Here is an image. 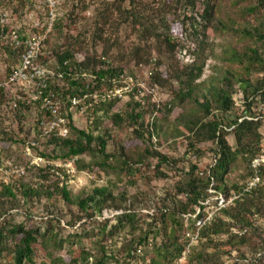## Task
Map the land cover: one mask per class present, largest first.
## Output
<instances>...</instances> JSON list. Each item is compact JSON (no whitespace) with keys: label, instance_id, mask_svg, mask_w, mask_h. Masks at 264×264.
<instances>
[{"label":"rangeland","instance_id":"374dc122","mask_svg":"<svg viewBox=\"0 0 264 264\" xmlns=\"http://www.w3.org/2000/svg\"><path fill=\"white\" fill-rule=\"evenodd\" d=\"M214 1L218 3L216 16L206 24L200 36L202 39L197 40L186 18L192 13L188 0H0V8L15 16L17 21L14 25L34 33L42 30H32L31 15L40 21V27L49 20L51 13L56 15L54 29L45 44L53 60L56 53L67 49L74 57L72 61L90 59L89 64L97 68L103 65L102 61H106L111 66L123 69L122 74L113 80L112 87L101 83V88L94 90L96 97H84L83 101L91 104L84 112L80 107L70 108L66 100L61 102L63 109L70 114L72 125L95 137L94 148H98L96 137L102 136L108 140L107 153L110 157L105 167L100 164L103 156L98 150L68 158L64 156L66 150L62 146L48 140L33 150L35 154L45 155V159L31 163L24 158L26 143L7 134L2 127H12L33 118V111L27 107L26 115L11 113L2 121L0 226L24 223L38 227L42 234L48 231L35 244L34 262L25 261L23 264H74L77 260L82 261L86 252L93 254L94 263L107 253L115 257L110 261L114 264H151L154 246L165 239V231H172V223L168 219L165 223L160 221L161 214L166 212L170 215L185 199L179 189L191 176L206 175L216 162L218 147L215 141L204 140L201 134L188 130L184 120L202 116L213 119V115L217 116L228 130L229 143L236 148L233 121L239 117H253L260 123L261 135L253 143V148H259V155L262 153L264 100L258 94L250 93L246 98L240 91L234 95L235 103L231 110L222 112L214 106L212 114L208 116L199 104L190 98L178 96L181 92L187 93L189 86L182 90L184 84L174 78L175 70L178 64L189 63L194 58L185 51L177 55V49L172 50L168 46L167 36L172 37L175 43H185L191 51L195 50L197 64L203 68L192 82V95L193 98L198 97L200 102L204 97L212 99L209 89L213 84L218 85V78L229 64L223 56L230 46L244 50L252 44L264 56L263 38H240L234 32L226 34L217 28L219 18L225 19L226 27H233V30L262 25L263 8H258L253 14L244 11L250 5H257L260 0ZM198 41H202L201 47ZM16 57L14 51L0 47V80L16 63ZM50 66L53 69L57 67L54 61ZM233 67L243 71L238 64ZM90 68L92 66L89 65L88 70L78 74H82L85 82L94 87L97 82ZM155 69L164 80L157 82V78L151 75ZM258 77L261 75L256 72L250 76L253 82ZM67 85H70L68 78L64 81L51 79L54 92L64 93L68 90ZM237 87L241 90L240 83ZM115 97L117 101L111 105L110 101ZM0 100H4V97L0 96ZM136 103H140L143 115V119L137 123L127 116L138 107ZM116 115L121 119L114 120ZM153 127L155 133L152 132ZM147 130L153 133L152 138L147 136ZM75 135L71 133L72 138ZM147 147L164 153L175 163H159L156 157L145 154ZM121 156L130 161L132 171L122 166ZM250 163L246 156H239L224 177L223 187L226 189L210 188L202 210L197 207L195 214H183L184 224H176L175 235L186 243V250L182 257L171 264H189L192 249L196 252L203 249L215 252L212 262L202 264H258L254 255L261 258L260 264H264L262 245L258 246L254 255L240 254L226 245L227 234L215 236L216 242L211 244L206 239L198 238V231L193 234L188 220L192 216L196 219V226H199L201 218H196L198 212L203 213L202 221L205 222L219 213L221 208L235 206L234 201L241 196L240 191L255 182L252 179L253 162L252 166ZM193 165L198 169L190 174ZM20 166L25 167L22 174L17 170ZM6 185L14 188L15 197L5 192ZM65 185L72 201L86 197L95 187H107L117 199L102 212L93 211L90 214L76 202L63 198L60 188ZM24 187L32 191L29 196H25L20 189ZM116 205L120 207L116 208ZM125 211L138 214L134 227L127 224L112 235L109 234L111 228L103 233L105 222L109 221V226L114 225L115 216ZM255 224L260 227L263 240L251 232L248 245L264 242V216L257 215ZM146 232V242L134 253L135 256H131L129 250L132 243L136 245L139 237H144ZM18 242V238L10 235L5 238L0 247V264H16L14 252ZM199 262L196 258L192 264Z\"/></svg>","mask_w":264,"mask_h":264},{"label":"trees","instance_id":"16d2710c","mask_svg":"<svg viewBox=\"0 0 264 264\" xmlns=\"http://www.w3.org/2000/svg\"><path fill=\"white\" fill-rule=\"evenodd\" d=\"M192 13L187 15V22L189 27L193 30V35L197 40L202 39L200 37L202 31L206 29V24L209 23L216 16V9L218 8V3L214 0H188ZM260 2V3H259ZM257 5H250L244 11H247L251 14L256 13L258 8L264 9V0H260ZM262 25L257 27L247 26L242 29L233 30V27L227 28L225 19L219 18L217 23V28L224 31L226 34L231 32L236 33L241 37H249L255 39L256 37L264 39V11L262 14ZM166 42L172 50L177 49V55L180 52H190L189 54L193 56V60H190L189 63L179 65L175 70L174 78L178 81H181L183 89L187 86V93L181 92L178 94L182 99L190 98L193 102L200 105V107L205 112L206 116L212 114V108L215 106L217 110L222 112H227L234 107V95L242 91L243 95L248 98L251 94H258L262 100H264V56L260 53L258 47L248 45L244 50H239L235 46H230L226 51L223 58L226 60L228 66L224 68L221 76L218 78V85H212L209 89L210 98L204 97L203 101L200 102L198 97L193 98L192 92V82L193 80L202 73V65L197 64L198 57L195 54V50L191 51L189 46L182 43H175L173 38L170 36L166 37ZM202 41H198V46L201 47ZM179 46V47H178ZM178 47V48H177ZM56 63L60 65L61 69L64 70L67 74H77L79 75L78 79H70L69 75H66V78L69 80V88L67 92L72 94H85L99 90L101 88V83H107L109 87H112L113 80L117 79L120 74H122L123 69L121 67H114L109 65L106 61H102L101 67H96V65L89 64L90 59L83 61H72L74 59L72 53L69 50H64L60 53H56ZM68 60V63L65 64L64 61ZM238 64L243 71H238L234 66ZM89 65L91 74L95 77V83L92 87V84L86 83L85 78L81 75L82 71L88 70ZM56 69V68H55ZM157 69V68H156ZM153 70L151 75L157 78V82L164 80L161 77V74L157 70ZM82 73V74H78ZM254 72L261 75L258 79L253 82L250 78L251 74ZM241 84V90L238 89L237 84ZM107 87V86H106ZM3 94V91L0 92ZM112 100V99H111ZM116 97L111 102V105L116 103ZM102 102V101H101ZM100 102V103H101ZM214 104V105H213ZM137 108L133 109L131 113L127 116L130 120L137 123L139 119H143L141 112L140 103H136ZM121 116H114V120L121 119ZM213 119H205V116L197 117L195 119H189L188 121H183L186 123V128L190 131H195L197 135L201 134L204 140H212L217 144L216 152V162L212 165L208 173L204 176L193 175L191 176L185 184L179 189L183 192V201H180L177 208L173 209V212L170 215H167L166 212H163L160 217L161 222H167V219L172 223V231H165V239L154 246L153 256L151 257V264H171L175 259L182 257L186 250V243L181 242L178 237L175 235V226L184 224L183 214L190 213L195 214L197 212V207L202 210L204 208L203 202L208 197V190L210 188H215L217 190L226 189L224 177L233 168L239 156H246L248 160L252 162L259 156V148H253V143L257 142L260 139V123L256 121L253 117H243L236 118L233 121L234 125V135L236 138L237 147L233 148L227 139L228 130L222 124L221 119L213 115ZM76 133L75 137L72 136L68 138H51L48 141L52 144H57L62 146L66 151L65 155L68 158L76 157L85 152L98 150L103 156L100 164L105 167L108 163L110 155L107 153V144L108 140L105 137L98 136L96 140L98 141V148L93 147V142L95 137L87 133L84 130L77 129L72 125V134ZM138 132V131H137ZM152 132L155 133V127L152 128ZM150 130H147V136L152 138ZM145 154L148 156L156 157L159 160V163H175L167 155L160 151L153 150L149 147L145 149ZM122 159V166L126 167L127 170L132 171V164L129 160L125 159L124 156ZM121 160V159H120ZM118 161V163L120 162ZM119 166V165H117ZM198 169L196 165H193L192 171L190 174H193L195 170ZM254 177L258 176V181L250 186L248 185L242 192L241 196L234 201L235 206H225L221 208V211L215 214L210 220L203 222V213L198 212L196 218H201L199 221V226H196V219H193L192 216L188 218L190 220V228L193 230V234L198 233V238L206 239L209 243H215V236H220L227 234L226 245H230L232 249H236L240 254H251L254 255L257 252L259 245L264 247V242L262 243H253L249 244L251 238L248 236L251 235V232L255 236H259L260 240L262 239V234L260 232V227L255 224L257 221V215L264 216V163H262L257 169L253 168ZM256 172V174H255ZM200 174V172H199ZM203 174V173H201ZM254 177L252 179L254 180ZM212 185V186H211ZM224 186V187H223ZM25 194L29 196L32 191L29 189L20 188ZM5 192L11 197H15L14 188L12 186L6 185L4 187ZM62 196L68 202H76L78 206L90 214L94 212H102L104 208L108 207L110 202H115L117 196H114L112 192L109 191L107 187H95L93 191L88 194L86 197L79 199H74L72 201L70 197V192L67 189V186L60 188ZM122 197V196H121ZM228 198V197H227ZM120 206L116 205V208ZM257 214V215H256ZM251 215V217L249 216ZM168 217V218H167ZM138 214L132 211H125L115 216L114 225L109 226V221L105 222L104 227H102L103 233L108 231L111 228L110 235L114 234V231L117 229L125 227L129 224L131 227H134L135 222L137 221ZM157 220V217H155ZM198 222V221H197ZM165 226V225H164ZM235 228V229H234ZM165 228H163L164 230ZM48 231L45 233H40V229L34 226H26L24 223L11 224V225H2L0 226V247L4 244L5 238L10 235L12 238L19 239L15 247V263L23 264L25 261L29 263L34 262V256L36 254L35 244L38 242L40 236L43 238L47 235ZM147 232L144 237L140 236L139 241L136 242V245L132 243L129 250L131 256H135L140 246L144 244L147 240ZM189 235V233H187ZM192 235L191 237H193ZM243 246H247L244 249ZM223 248V247H222ZM227 252H230L227 251ZM191 257L188 259V263L192 264V261H195L197 258L200 264L204 262H212L215 257V252H210L206 249L203 251L196 252L192 249L190 251ZM105 253L100 259L96 260L94 264H112L110 262L115 257L112 254ZM93 256L92 253L86 252L83 256L82 261L76 259L77 264L79 262L86 263L87 260ZM196 257V258H195ZM258 264L262 262L261 258L253 256ZM114 264V263H113Z\"/></svg>","mask_w":264,"mask_h":264},{"label":"built area","instance_id":"2783aa9c","mask_svg":"<svg viewBox=\"0 0 264 264\" xmlns=\"http://www.w3.org/2000/svg\"><path fill=\"white\" fill-rule=\"evenodd\" d=\"M32 30L35 28L42 30L34 33L30 29L14 25L17 20L12 13H7L0 8V47L10 49L16 53V63L10 71L0 80V92L4 100H0V125L5 116L9 117L11 113L27 114V107L33 111L34 117L23 120L21 125H3V130L13 136L15 139L24 141L26 149L24 158L31 163L42 161L45 155L33 153V150L40 147L42 143L51 138H68L72 133V122L70 114L63 109L62 101L66 100L70 108L80 107L85 111L91 104L83 101L84 97H96L97 92L91 91L85 94H72L67 91L57 93L51 89V79L57 78L61 81L66 79H78L77 74H67L53 60L51 54L45 48L46 41L52 33L57 17L54 13L50 14L49 20L40 27V21L33 15ZM54 61L56 69L50 64ZM65 64L68 60L64 61ZM69 88V85H67ZM1 146V144H0ZM264 163V150L253 160V167L257 169ZM20 173L25 172V167L20 166ZM254 185L258 181V176L254 177ZM250 184V186H252ZM94 264L93 256L86 263ZM113 264V263H112Z\"/></svg>","mask_w":264,"mask_h":264}]
</instances>
